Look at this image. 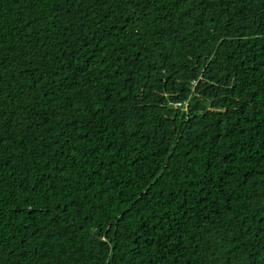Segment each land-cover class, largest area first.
I'll return each instance as SVG.
<instances>
[{
	"label": "trees",
	"instance_id": "16d2710c",
	"mask_svg": "<svg viewBox=\"0 0 264 264\" xmlns=\"http://www.w3.org/2000/svg\"><path fill=\"white\" fill-rule=\"evenodd\" d=\"M0 264H264V0H0Z\"/></svg>",
	"mask_w": 264,
	"mask_h": 264
}]
</instances>
